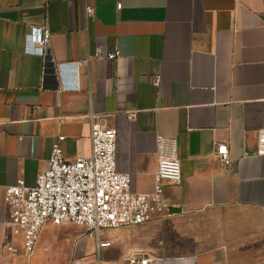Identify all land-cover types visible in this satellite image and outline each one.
Masks as SVG:
<instances>
[{"label": "crops", "instance_id": "1", "mask_svg": "<svg viewBox=\"0 0 264 264\" xmlns=\"http://www.w3.org/2000/svg\"><path fill=\"white\" fill-rule=\"evenodd\" d=\"M45 25L47 58L28 43ZM91 113L116 129L132 191L154 190L159 136L176 141L182 181L151 221L104 231L108 247L47 223L28 257L6 187L34 186L60 136L67 160L89 156ZM263 129L264 0H0V264H264Z\"/></svg>", "mask_w": 264, "mask_h": 264}, {"label": "built area", "instance_id": "2", "mask_svg": "<svg viewBox=\"0 0 264 264\" xmlns=\"http://www.w3.org/2000/svg\"><path fill=\"white\" fill-rule=\"evenodd\" d=\"M121 9V3L117 5ZM92 14L93 8H86ZM51 32L47 26L31 27L28 43L34 52L47 58ZM120 56L118 51L107 55L108 60ZM95 58L101 57L98 52ZM76 69L80 63L74 65ZM159 77L155 80L158 85ZM74 89L80 90L78 85ZM91 153L87 157L67 160L60 136L52 145L46 170L39 173L34 186L6 187V205L9 209V227L20 238L24 254L32 256L47 223H71L86 229V236L99 248L110 246L102 241L104 231L145 224L155 214L165 211L162 193L165 185H178L182 181L181 163L177 144L173 139L157 137L158 168L152 193H136L131 188V177L116 167V129L107 124L106 117L90 114ZM257 155H264V129L258 132ZM215 153L221 164H231L226 144L216 145ZM7 252L17 253L15 246H5ZM130 264H151L146 256L129 257Z\"/></svg>", "mask_w": 264, "mask_h": 264}]
</instances>
